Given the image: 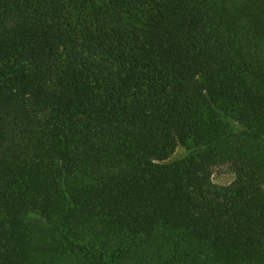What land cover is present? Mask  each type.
<instances>
[{"label":"trees","instance_id":"1","mask_svg":"<svg viewBox=\"0 0 264 264\" xmlns=\"http://www.w3.org/2000/svg\"><path fill=\"white\" fill-rule=\"evenodd\" d=\"M0 264H264V0H0Z\"/></svg>","mask_w":264,"mask_h":264},{"label":"rangeland","instance_id":"2","mask_svg":"<svg viewBox=\"0 0 264 264\" xmlns=\"http://www.w3.org/2000/svg\"><path fill=\"white\" fill-rule=\"evenodd\" d=\"M189 153L187 146L179 145L175 151L169 156L166 161H174L176 159L182 158ZM234 180V173L230 166L219 165L213 169L212 172V182L218 186H227Z\"/></svg>","mask_w":264,"mask_h":264}]
</instances>
